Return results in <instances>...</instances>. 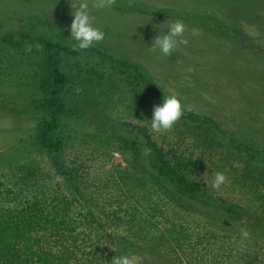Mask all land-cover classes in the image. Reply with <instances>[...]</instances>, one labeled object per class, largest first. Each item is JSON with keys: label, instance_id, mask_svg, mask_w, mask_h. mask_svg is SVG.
<instances>
[{"label": "rangeland", "instance_id": "374dc122", "mask_svg": "<svg viewBox=\"0 0 264 264\" xmlns=\"http://www.w3.org/2000/svg\"><path fill=\"white\" fill-rule=\"evenodd\" d=\"M88 2L105 38L73 51L72 5L80 0H0V205L14 200L21 175L49 196L65 188L52 154L33 141L39 123L52 116L56 90L57 116L74 130V150L84 148L70 161L79 154L83 172L121 178L119 186L105 184L110 198L108 192H123L108 208L124 216L105 224L123 223L124 236L130 229L148 235L127 250V240L116 239L115 253L98 264L128 253L140 264H264V0H116L111 9ZM178 19L187 25L188 45L171 57L152 53L153 38ZM169 94L180 97L184 115L171 132L151 133L153 106ZM96 142L105 150L102 167L96 163L104 157L94 160L89 149ZM160 147L177 153L188 180L176 168L157 171ZM142 162L161 177L154 190L137 179L134 167ZM218 171L230 181L219 193L209 186ZM242 228L250 240H242ZM94 242L83 244L85 251ZM252 248L251 259L245 253Z\"/></svg>", "mask_w": 264, "mask_h": 264}, {"label": "trees", "instance_id": "16d2710c", "mask_svg": "<svg viewBox=\"0 0 264 264\" xmlns=\"http://www.w3.org/2000/svg\"><path fill=\"white\" fill-rule=\"evenodd\" d=\"M40 41L48 48L55 46L44 38H40ZM56 94L57 91L54 90L49 103L54 108L52 116L39 123L33 141L52 154L53 167L63 176L65 188H56L55 195L49 196L40 192L42 190L31 189L30 185L36 181L27 174L17 178L15 186L18 187V192L14 193L16 197L7 206L0 205V264H98L106 260V255L115 253L116 239L127 240L124 241L126 250L135 243L141 244L148 239V235L132 229L124 236L123 223L114 228L107 225L112 218H123L124 210L118 207L110 210L108 204L119 202L124 194L120 190L111 191L108 193L113 197H108V184L105 183L110 181L112 186H119L121 178L115 171L110 172L111 174L97 170L83 172L85 163L76 161L81 160L82 155H75V164L74 160L70 161L75 153L82 152L84 148L74 150V130L62 126L57 116L62 111V104L55 97ZM102 147L103 144L98 142L93 147H88L93 151L94 160H99V156L104 157L96 163L100 167L101 160H105V150H100ZM153 161L158 172L168 174L176 168L180 179L188 180L187 166L177 153L160 147L156 151V160L154 154ZM134 168L140 174H137V179L141 182L143 179L149 181L152 190L160 184L161 177L151 166L142 162ZM96 189L99 197L96 196ZM104 193V203L101 205L100 197ZM166 195L172 197L170 190L166 191ZM164 207L166 208L165 204ZM172 212L178 214L177 211ZM188 212L201 214L200 210L193 207H188ZM217 216L218 213H214L213 217H206L215 219ZM93 237L96 238L92 240ZM89 242H94L93 249L85 251L88 246L83 244ZM233 245L240 247L237 243ZM221 248L228 249V244L223 242ZM245 255L252 259L257 252L252 248Z\"/></svg>", "mask_w": 264, "mask_h": 264}, {"label": "clouds", "instance_id": "9594fccd", "mask_svg": "<svg viewBox=\"0 0 264 264\" xmlns=\"http://www.w3.org/2000/svg\"><path fill=\"white\" fill-rule=\"evenodd\" d=\"M116 4V0H94L91 7L96 9H111ZM73 19L70 25V35L75 41L72 45L73 51H83L93 47L95 44L103 42L105 32L94 26V16L91 14L88 0H80L78 5H72ZM167 34L157 35L153 38L149 50L152 53L159 52L163 57H171L179 46H187L189 41L185 38L187 25L182 19L176 20L168 28ZM37 50H42V46L37 44ZM31 50L30 48L28 49ZM191 67L187 69L192 72ZM79 91V90H78ZM184 105L180 97L176 94L164 95L163 103L153 106L152 118L150 119L151 133H169L184 115ZM151 149H144L142 155H151ZM118 156L119 153H116ZM230 183L229 178L223 172H216L210 183V188L219 193L222 186ZM242 240H250L251 234L247 229L240 230ZM114 250V249H112ZM115 251V250H114ZM111 264H140L139 257L132 253L115 256Z\"/></svg>", "mask_w": 264, "mask_h": 264}]
</instances>
